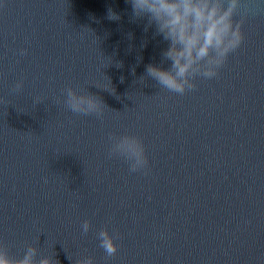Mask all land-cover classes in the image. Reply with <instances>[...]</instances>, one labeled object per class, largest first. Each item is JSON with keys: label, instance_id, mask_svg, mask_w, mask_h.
<instances>
[{"label": "water", "instance_id": "95a60500", "mask_svg": "<svg viewBox=\"0 0 264 264\" xmlns=\"http://www.w3.org/2000/svg\"><path fill=\"white\" fill-rule=\"evenodd\" d=\"M184 93L130 0H0V244L52 264H264V2ZM110 13L115 14L111 16ZM99 111H73L68 92ZM147 163L115 150L124 135ZM85 223L87 229L84 228ZM113 236L108 254L99 233Z\"/></svg>", "mask_w": 264, "mask_h": 264}, {"label": "clouds", "instance_id": "9594fccd", "mask_svg": "<svg viewBox=\"0 0 264 264\" xmlns=\"http://www.w3.org/2000/svg\"><path fill=\"white\" fill-rule=\"evenodd\" d=\"M133 14L146 18L145 31L153 28V35L166 41L162 57L168 63H149L146 72L162 89L184 93L194 86L196 77H213L225 62L230 51L243 39L241 23L247 9L236 17L241 0H130ZM264 2V0H262ZM111 16L115 14L110 13ZM67 103L73 111H99L100 102L91 95L68 92ZM115 150L133 157L132 170L147 163L143 144L134 134L122 136ZM84 228L87 229L85 223ZM100 244L111 254L116 250L113 236L99 233ZM35 249L27 248L18 258L9 255L0 244V264H52L47 257L33 260ZM80 264H92L84 259Z\"/></svg>", "mask_w": 264, "mask_h": 264}]
</instances>
